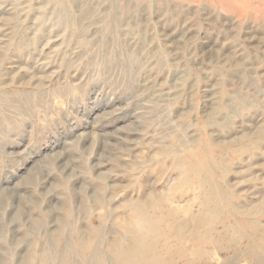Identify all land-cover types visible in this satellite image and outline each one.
I'll return each instance as SVG.
<instances>
[{
  "label": "rangeland",
  "instance_id": "374dc122",
  "mask_svg": "<svg viewBox=\"0 0 264 264\" xmlns=\"http://www.w3.org/2000/svg\"><path fill=\"white\" fill-rule=\"evenodd\" d=\"M0 264H264V0H0Z\"/></svg>",
  "mask_w": 264,
  "mask_h": 264
}]
</instances>
